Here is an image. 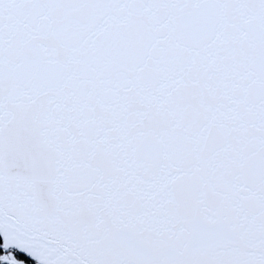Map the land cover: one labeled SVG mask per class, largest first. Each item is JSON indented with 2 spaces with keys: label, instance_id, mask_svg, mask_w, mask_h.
<instances>
[{
  "label": "snow or ice",
  "instance_id": "6c2138e0",
  "mask_svg": "<svg viewBox=\"0 0 264 264\" xmlns=\"http://www.w3.org/2000/svg\"><path fill=\"white\" fill-rule=\"evenodd\" d=\"M0 264H264V0H0Z\"/></svg>",
  "mask_w": 264,
  "mask_h": 264
}]
</instances>
